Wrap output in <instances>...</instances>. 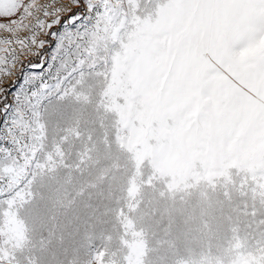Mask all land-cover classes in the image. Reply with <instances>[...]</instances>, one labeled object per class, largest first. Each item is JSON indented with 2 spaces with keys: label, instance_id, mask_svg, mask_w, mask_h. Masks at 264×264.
I'll return each instance as SVG.
<instances>
[{
  "label": "snow or ice",
  "instance_id": "obj_1",
  "mask_svg": "<svg viewBox=\"0 0 264 264\" xmlns=\"http://www.w3.org/2000/svg\"><path fill=\"white\" fill-rule=\"evenodd\" d=\"M62 12L0 86V264H264V0H0V78Z\"/></svg>",
  "mask_w": 264,
  "mask_h": 264
},
{
  "label": "rangeland",
  "instance_id": "obj_2",
  "mask_svg": "<svg viewBox=\"0 0 264 264\" xmlns=\"http://www.w3.org/2000/svg\"><path fill=\"white\" fill-rule=\"evenodd\" d=\"M69 2V0H36L38 4H52L54 7H60ZM52 11V9H49ZM75 11V9H74ZM41 19L45 20L46 23H50L55 17L47 16L44 17L42 13L39 14ZM71 13L62 12L59 13L60 23L53 25L51 29H45L41 31L37 40H44L45 44L43 48H38L33 45L31 52L24 50L21 52L19 46L13 45V47L17 48L18 60L15 63V67L12 68V75L6 76L2 79L3 83L2 87L7 88L8 92L5 94L8 102L11 104L14 102L13 93L18 90L19 84L23 82V76L25 74H41L43 73L47 76L48 73V65L52 63L51 57L55 54V45L58 42L56 37L52 36L51 33H57L64 31V23L68 20ZM34 22V21H33ZM47 33V34H46ZM10 34L6 32H0V38L8 37ZM21 39L30 36L31 33L22 30L17 34ZM0 55H4V53H0ZM32 65H42V67H32ZM3 97H0L2 99ZM2 117H0V121H2ZM0 127H2V123H0Z\"/></svg>",
  "mask_w": 264,
  "mask_h": 264
}]
</instances>
